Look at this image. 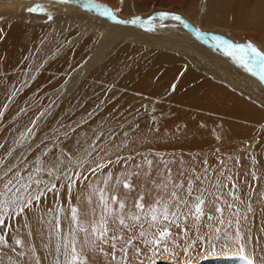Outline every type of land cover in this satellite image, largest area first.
Wrapping results in <instances>:
<instances>
[{
    "label": "bare ground",
    "instance_id": "obj_1",
    "mask_svg": "<svg viewBox=\"0 0 264 264\" xmlns=\"http://www.w3.org/2000/svg\"><path fill=\"white\" fill-rule=\"evenodd\" d=\"M96 2L113 10L116 19L86 0H0V169H10L0 187L17 174L24 181L32 175L40 181L33 184L32 195L52 184L62 192L69 177L78 180L74 187H81L74 176L87 159L92 164L110 159L120 166L128 158L142 161L141 155L155 158L165 168L156 179L158 186L148 181L137 186L139 190L159 192L165 200L176 191L183 199L189 181L192 186L210 181L208 208H203L214 219L205 215L195 223L191 218L194 236L209 239L212 252L207 249L204 264H248L245 255L254 264H264V199L257 206L244 200L249 194L253 200L264 197V174L259 179L256 168L264 151V81L238 65L213 39L250 41L264 51V0ZM38 3L47 11H28ZM161 12L182 19L169 15L161 21ZM136 17L140 23L118 22ZM149 17L151 25L144 23ZM51 104L56 107L50 113ZM45 116L42 144L36 134L17 148L32 122ZM107 140L109 145L104 144ZM56 145L59 150L52 151ZM21 151L26 160L14 164ZM47 162L59 169L58 178L53 172L36 171L38 163L44 167ZM177 184L183 187L177 189ZM152 198H147L148 204ZM77 203L81 210L82 200ZM39 207L43 209L36 212L31 206L0 225L7 240L0 245V264H30L32 244L41 264H53L64 235L60 229L56 234V217L45 204ZM236 212L248 217V227L240 228L241 234L251 232L247 248L234 238ZM217 215H223L222 224ZM67 219L71 230L74 226ZM147 225L158 231L165 226ZM217 228L220 234L232 235L233 248L215 252ZM22 233L27 239L14 245Z\"/></svg>",
    "mask_w": 264,
    "mask_h": 264
},
{
    "label": "snow or ice",
    "instance_id": "obj_2",
    "mask_svg": "<svg viewBox=\"0 0 264 264\" xmlns=\"http://www.w3.org/2000/svg\"><path fill=\"white\" fill-rule=\"evenodd\" d=\"M61 2H67V0H61ZM86 3L97 10H100L102 15L116 19L113 10L108 6L97 3L96 0H86ZM29 12H46L47 9L43 4H36L28 9ZM169 15L173 16V19L180 21L182 18L179 15H173L171 13L161 12L158 14L159 20L163 21ZM48 18L51 19L49 13ZM153 17H149L144 23L151 25ZM119 23H140L141 19L136 17L131 21L120 20ZM151 30V27H149ZM217 47L221 48L226 55L232 57V59L245 70L251 72L254 75L259 76L261 81H264V51L259 50L252 42L235 43L231 40L224 39L221 36L213 37ZM151 165V161H147ZM98 168H103L104 165H98ZM136 167H139L137 165ZM40 169H37L39 172ZM95 173V169L91 170ZM80 174L76 173L78 177ZM137 172H121L119 175L113 177L111 172L107 173L106 177L92 190V194L97 197L98 204L96 207L92 206L91 197L89 198L88 211L80 213L77 207H71V220L76 225V229H71L69 236L64 238L62 244H57L54 252L56 258L53 264H88L89 257L83 254L84 248H100V243H109L110 240L117 239L116 232L125 229H134L137 225L141 224L142 218L149 224L156 225L158 223L165 226L159 231L156 238L150 243L159 245L162 241L171 237V228L178 227L181 223L187 221L189 217L199 222L202 217L205 216L204 204L205 200L201 195L194 196L195 203H190L187 198H181L176 191H173L167 200L163 196L157 195L152 198V203L145 205L143 203L145 199V191L143 187L138 192L135 200L132 199L131 193L135 191V185L132 183V177L138 176ZM229 179H231L229 177ZM15 181V183H14ZM24 178L17 174L13 179L7 180L0 187V225H5L6 219H13L25 213L26 209H29L33 205V201H39L41 196L44 195V191L51 192L57 187L56 184H52L51 187H47L45 190L38 189L36 195H32L31 188L33 184L39 185L40 181L33 179L32 175H28L26 181ZM74 180L69 177V190ZM18 185V186H17ZM91 187V186H90ZM166 189L167 185H163ZM177 189L182 188V184L175 185ZM235 187V185H234ZM124 191L121 192L120 189ZM147 195L152 197V192L148 191ZM187 195L193 196L192 181H189L187 189ZM231 207V205L229 206ZM99 209V211H97ZM182 209H187V212ZM194 209V211H193ZM217 212L221 209L217 207ZM249 211L251 209L249 208ZM89 213L94 216H98V219H94L91 223V232L83 227V222L80 220V216H87ZM208 220H213L211 215L207 216ZM223 221L221 220V224ZM231 223V222H229ZM239 219L236 221L235 239L241 241L243 239L241 230L239 228ZM57 232L59 235V219L57 218L56 224ZM88 233L82 242V249L77 250V238L75 235L76 230ZM217 239L220 238L221 230L216 229ZM111 233V235H110ZM143 231L140 232V236H144ZM70 237V238H69ZM226 239H232V235L225 233ZM131 243V239L127 241ZM7 244L5 235L0 234V245ZM23 241L20 238L14 239V245H22ZM15 251V248H12ZM241 252L243 254V244H241ZM22 255V253H21ZM63 259H60V257ZM248 264H254L246 255L244 256ZM11 259V257H9Z\"/></svg>",
    "mask_w": 264,
    "mask_h": 264
},
{
    "label": "rangeland",
    "instance_id": "obj_3",
    "mask_svg": "<svg viewBox=\"0 0 264 264\" xmlns=\"http://www.w3.org/2000/svg\"><path fill=\"white\" fill-rule=\"evenodd\" d=\"M118 11H120V8L118 9ZM232 35L235 36L236 34H232ZM237 37L240 38L239 36ZM246 39L252 40L247 37ZM50 106L51 107H49V112L51 113L54 111V107H56V105L51 104ZM46 121H47L46 116L36 118L32 122L30 128L27 129L26 132L24 133L23 138L21 139L17 148H23V146L25 147L26 145H28L30 141L33 140V138L36 136V134L39 135V139H41L40 143L42 144V142L45 140L44 138V136L46 135L45 131L48 126V124H46ZM39 129L41 130L43 129V130L40 131ZM109 143L110 141L107 140L104 144L109 145ZM105 146L102 147L101 149L104 150ZM101 149L99 150L100 152H101ZM53 150L58 151L59 150L58 146L56 145L52 149V151ZM102 153H104V151H102ZM99 154L100 153H98L97 155ZM261 154H262V159H260L259 163L256 164L257 170L260 171L259 172L260 174H258L259 179L261 178V175L264 174L263 173L264 171V163H263L264 162V155H263L264 151L261 152ZM61 155L65 157L63 161L67 162L68 155L65 153ZM18 156L19 157L14 158V162H13L14 164L18 163L20 160H26V157H27L26 155H23L22 151L20 154H18ZM140 158H142L143 160L139 161V159H132L129 161L130 158H128L125 161H123L125 163L120 166H115V164H111L115 161L110 160V159H105L101 161L99 160L96 164H92V162H90L87 159L83 162L82 167H81V172H79L80 175L78 176L79 180H81V187L78 186V183L75 184L77 185L76 187H74V185L72 184L74 188L71 187V189L68 190L69 189L68 186L66 187V185L68 184L67 183L65 184V188L62 192L61 191L57 192L58 190L56 189L59 188L58 186V188L53 189L51 192H45L44 195L41 196L39 201H36L35 203H33L32 209L36 212L41 211L43 208L39 207V205L44 203L46 207L45 209L50 210L51 213L53 214V217L54 216L56 217V222H57V218L59 219V229H60V232H62L64 235L62 236V243H63L64 238L68 237L69 232H70L69 230L70 226L67 223L68 222L67 217H70L69 221L71 224H73L71 220V207L75 206L78 208L77 199L79 201L82 200L83 208L79 207V209L81 210L83 209V210L82 211L79 210V211L80 213L87 212L90 197H91L92 206L96 207L98 204V200H97V197L92 194V190L93 188H95L97 185L101 183V181L106 177L107 173L111 172L113 174V177L119 175L121 172H127V171L139 173L138 176L132 177V183L135 185V191H133L131 194L132 196H134L135 199H136L138 192L141 191L137 188V186L138 187L145 186L146 182L148 181H149V184H155L157 182L159 183V181L156 182V179H158L159 175L160 176L163 175L164 173L163 171H165L164 170L165 168L159 165L158 162H154L155 158L146 159L142 155L140 156ZM145 161H151L152 163L151 165H149ZM73 162L75 163V159L70 161V163L74 164ZM53 164L54 163L52 162H47V164H45L46 166L41 167V164L38 163L37 169H40L38 173L42 174V172H44L45 175H47L48 173L53 172L54 174H56L55 177H57L59 169L54 167ZM98 165H104V167L98 168L97 167ZM137 165H139V167H136ZM233 165H234V169H237L236 166L239 164L234 162ZM215 167L221 168V164H217ZM64 169L66 170L67 167H64ZM92 169L96 170L95 173L91 171ZM8 171H10L9 168L3 169V170L0 169V179L9 175ZM76 177L77 176L75 175L74 178ZM150 182H154V183H150ZM158 183H157V186H158ZM157 186L155 184V189ZM192 188H193V196H188V195L186 196V198L190 201V203L196 202L194 200V196L201 195L202 198L205 200V203H207L208 205V200H209L208 196L211 192L210 181L203 180L201 182H197V183L195 182ZM262 188L264 189V185L262 186ZM77 190H78V194L75 195L76 193L75 191ZM65 192L67 193L64 194ZM145 193L146 195H145V199L143 203L148 205L147 198H149V196L147 195V192ZM61 194L64 196H62ZM157 195H159V192H153L152 197H156ZM252 195L249 194L244 200L246 202H249L257 206L258 204H260V201H263L264 199V197H260V199L257 198V200H253ZM134 198L132 199L135 200ZM94 200H95V205H93ZM49 202H50V206H48ZM234 203L235 205L234 204L232 205L235 207H238L239 209L237 202H234ZM207 205L204 204L205 207ZM261 207H263V204ZM182 210L187 212V209H182ZM97 211H99V209H97ZM204 212H205V215L207 216L211 214V211L209 210H206V211L204 210ZM233 212L234 210H232L230 213L232 214ZM235 215L240 221L239 228L248 227L249 222H248L247 216H244L240 212H236ZM222 216L223 215H221V217ZM217 217H219V220H221V217L219 215H217ZM191 218L192 217H189L187 221L181 223L178 227H172L171 237L169 239L162 241L161 244L159 245L152 244L150 243V241H153L156 238L159 231L162 229H160L159 231L150 230L149 229L150 227L147 225L148 222L142 218L141 224L143 225L142 226L143 228L137 225L134 229H125L122 231H117L116 232L117 239L110 240L109 243H102V242L100 243V248L102 250H97L94 247L84 248L83 254L86 257H89L88 264H204L205 259L207 257V249L211 251V248L207 246V242L209 239L207 237L204 238L205 240H203V237L197 238L198 237L197 234L196 236H194L195 234L193 230H196V225H195L196 221L194 220L195 221L194 223V221H191ZM202 218H205V216ZM237 218L234 220L235 226L232 228L234 231H236ZM94 219H98V216H94L91 213H89L87 216H84V215L80 216V220L83 222V227L88 230V233L91 232V223ZM73 226H74L73 229H76V225L73 224ZM141 231L145 233L144 236H140ZM25 233L21 234L20 239L23 238L22 240H24V238H26ZM88 233L79 231L78 229L76 230L75 235L78 241L76 246H77L78 251L82 249V242ZM250 236H251V232L249 230H244L242 232V237H243L242 241L244 244V248L249 247V242L251 241L249 239ZM216 237L217 235L213 236L215 252H220L224 246L226 248H233L235 245L234 238L226 239L223 234H220L219 239H217ZM129 239H131V243L127 242ZM23 251L25 252V254H28V251L25 249V247H23ZM37 255L38 254H36L34 250V245L32 244V254L28 255V257L32 258L30 260V264H41ZM61 259H63V257H61Z\"/></svg>",
    "mask_w": 264,
    "mask_h": 264
}]
</instances>
